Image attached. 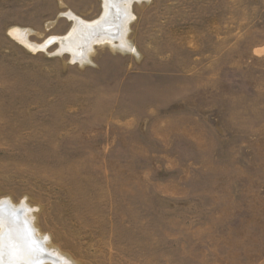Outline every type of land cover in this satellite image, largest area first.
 Returning <instances> with one entry per match:
<instances>
[{
  "label": "rangeland",
  "instance_id": "1",
  "mask_svg": "<svg viewBox=\"0 0 264 264\" xmlns=\"http://www.w3.org/2000/svg\"><path fill=\"white\" fill-rule=\"evenodd\" d=\"M69 11L102 1L0 0V198L63 264H264V0L134 2L86 59L10 33Z\"/></svg>",
  "mask_w": 264,
  "mask_h": 264
},
{
  "label": "bare ground",
  "instance_id": "2",
  "mask_svg": "<svg viewBox=\"0 0 264 264\" xmlns=\"http://www.w3.org/2000/svg\"><path fill=\"white\" fill-rule=\"evenodd\" d=\"M101 1L103 11L99 17L87 21L69 11L66 14L73 22L69 32L41 44L30 42L20 29H12L10 33L32 50L44 48L48 42L57 40L61 51L68 50L79 59H86L94 44L113 45V42H118L116 46L129 50L127 34L134 17L132 4L141 0ZM0 202L3 209L0 213V264H63L67 261L58 251L46 247L49 236L38 233L33 225L31 209L25 202L14 204L8 198H0ZM9 211L17 213L19 219L8 214Z\"/></svg>",
  "mask_w": 264,
  "mask_h": 264
},
{
  "label": "water",
  "instance_id": "3",
  "mask_svg": "<svg viewBox=\"0 0 264 264\" xmlns=\"http://www.w3.org/2000/svg\"><path fill=\"white\" fill-rule=\"evenodd\" d=\"M3 208H5V209L7 210V206H4ZM9 212H10V211H9ZM8 214L14 216L16 219H19L17 213H11V212H10V213H8ZM44 263H45V262H44Z\"/></svg>",
  "mask_w": 264,
  "mask_h": 264
},
{
  "label": "snow or ice",
  "instance_id": "4",
  "mask_svg": "<svg viewBox=\"0 0 264 264\" xmlns=\"http://www.w3.org/2000/svg\"><path fill=\"white\" fill-rule=\"evenodd\" d=\"M2 202H0V213H2Z\"/></svg>",
  "mask_w": 264,
  "mask_h": 264
}]
</instances>
